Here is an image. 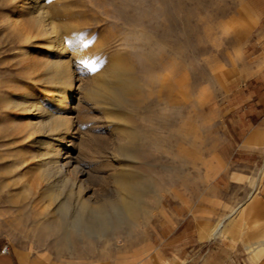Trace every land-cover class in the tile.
<instances>
[{
	"label": "rangeland",
	"instance_id": "rangeland-1",
	"mask_svg": "<svg viewBox=\"0 0 264 264\" xmlns=\"http://www.w3.org/2000/svg\"><path fill=\"white\" fill-rule=\"evenodd\" d=\"M116 66L136 89L112 106L89 90ZM66 69L72 109L59 111L73 123L54 168L31 104L55 111ZM252 96L264 98V0H0V246L20 264H180L198 219L214 230L264 191V141L245 142L264 126ZM119 177L135 182L129 213ZM81 202L104 204L106 225H73Z\"/></svg>",
	"mask_w": 264,
	"mask_h": 264
},
{
	"label": "bare ground",
	"instance_id": "bare-ground-1",
	"mask_svg": "<svg viewBox=\"0 0 264 264\" xmlns=\"http://www.w3.org/2000/svg\"><path fill=\"white\" fill-rule=\"evenodd\" d=\"M46 14V13H44ZM52 24V22H51ZM54 25V24H53ZM55 26V25H54ZM52 50V48H50ZM54 51V50H53ZM59 54V53H58ZM64 64V63H63ZM56 65V64H55ZM60 65H57L60 67ZM63 66V65H62ZM66 66V65H65ZM64 66V68H65ZM55 67V66H54ZM60 70V69H59ZM67 72V73H66ZM56 77L61 82V87L63 86L62 93L59 94V97L53 98L47 96V98L51 99V102L56 107L55 111L51 113L47 112V107L41 101H34L31 104V108L39 111V120L34 122L35 131L38 132H51L48 137L44 139L41 138V161L44 165H53L54 168L59 167L61 162V153L64 149L67 138L65 136L66 132H70L72 130V119L69 116L61 114L59 110H71L72 108L69 107L68 98L70 96V83L72 82L71 76L68 75V70L65 71H58L56 73ZM130 71L128 68L123 66H116L111 68L108 72H106V78L103 79L104 81L95 85L94 88H90V92L98 97L102 102L105 104H110L115 106L117 104H123L126 102L131 94L134 93L136 89V83L129 77ZM57 81V80H56ZM72 87V86H71ZM109 106V105H108ZM30 107V106H29ZM46 107V108H45ZM107 107V106H106ZM49 110V109H48ZM66 112V111H65ZM36 113V112H35ZM63 113V112H62ZM33 123V122H32ZM76 132V131H75ZM57 136H53L56 135ZM70 144H74L76 139L72 138ZM68 159V158H67ZM69 163L78 165V161L76 157L70 156L69 160H67V164ZM118 183V193L120 194V201H123L125 205L123 206L126 209L127 213L131 210L132 203L127 201L125 194L130 192V187L135 185V182H130L125 180L122 177L117 179ZM133 195V194H132ZM119 196V195H118ZM107 202V201H106ZM108 204V203H107ZM60 208L65 209L64 204H60ZM104 204L100 205H89L86 202H81L80 206L77 209V212L73 218V225L77 227H81L87 229L89 231H93L95 228H98V225L104 226L106 225L107 221H109L110 216L103 212L105 209ZM243 209L239 207L238 209ZM238 209H234L230 211L223 219L220 220L218 225H226L227 220H231L234 215L236 214ZM221 229V228H220Z\"/></svg>",
	"mask_w": 264,
	"mask_h": 264
},
{
	"label": "crops",
	"instance_id": "crops-1",
	"mask_svg": "<svg viewBox=\"0 0 264 264\" xmlns=\"http://www.w3.org/2000/svg\"><path fill=\"white\" fill-rule=\"evenodd\" d=\"M262 101L264 98L255 99V96L247 99L248 106L254 108ZM255 113L257 112H253V116L258 118ZM251 119L249 117V120ZM250 125L252 126V122ZM248 132L246 143L260 144L264 141L263 125L259 128L252 127ZM241 207L244 208L239 223L242 224L243 221L251 226L246 227L247 229H242L241 226L236 227L235 217H233L226 221V225H218L219 221L213 230L214 222L200 218L191 233V239L185 244V247L190 245L189 251L185 255L180 252L174 253V258L180 259V264H247L246 258L241 255L249 252L255 253L257 260L255 262L251 260L252 256H249L251 264H259V261L260 264H264V260H260L261 255L264 254V191L252 194L248 203ZM0 264H20V262L6 245H2L0 246Z\"/></svg>",
	"mask_w": 264,
	"mask_h": 264
}]
</instances>
